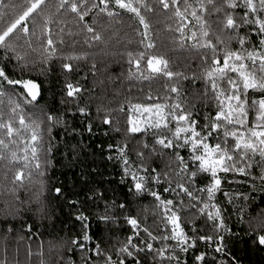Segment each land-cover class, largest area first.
Returning a JSON list of instances; mask_svg holds the SVG:
<instances>
[{"label":"snow or ice","instance_id":"1","mask_svg":"<svg viewBox=\"0 0 264 264\" xmlns=\"http://www.w3.org/2000/svg\"><path fill=\"white\" fill-rule=\"evenodd\" d=\"M114 38L123 48L116 54L126 57V78L149 85L163 80L164 91L149 89L146 102L126 98L118 108L97 104L102 123L121 134L108 145L115 153L108 159L119 162L120 183L129 181L125 199L109 200L91 188L85 201L70 200L80 233L64 243L47 241L58 259L45 258L43 242L32 250L33 224L16 220L26 203L41 221L52 215L43 178L57 150L53 129L68 125L40 104L42 84L59 64L68 98L60 103L76 101L80 115L88 116V106L78 103L85 89L68 76L90 58L84 46L107 48ZM174 56L195 62L191 76L178 70ZM91 68L95 75L94 62ZM125 103L122 130L112 113H123ZM133 113L144 118L134 119ZM0 165L5 191L14 199L25 181L34 188L29 201H19L14 210L6 205L0 264H188V255L192 264H239L225 259V241L234 233L217 194L235 203L222 187L229 174L250 177L253 190L258 179L264 189V0H0ZM54 191L63 195L60 187ZM146 195L152 202L140 207L142 221L132 207ZM100 201L102 211L83 207L91 202L98 210ZM92 214L117 230L126 224L131 234L102 247L104 241L89 232ZM149 215L155 231L147 224ZM248 228L253 242L264 247V216L250 220ZM9 241L16 244L11 258ZM67 253L78 254L79 262L65 259Z\"/></svg>","mask_w":264,"mask_h":264},{"label":"trees","instance_id":"2","mask_svg":"<svg viewBox=\"0 0 264 264\" xmlns=\"http://www.w3.org/2000/svg\"><path fill=\"white\" fill-rule=\"evenodd\" d=\"M133 23H135L133 21ZM123 35V32L121 33ZM79 47V46H78ZM89 52L90 58L87 61H81L78 71H74L68 76L71 82L79 83L83 86L81 97L78 100L80 107L88 106L89 115L81 116L76 108V101L69 99V102L61 104V99H68L64 93L65 76L59 64L54 65V71L48 80L44 81L42 87L43 99L40 104L46 105V111L52 109L56 114L61 115L62 119L67 123V130L63 127L53 129L55 140L53 143L57 145V150L51 157V165L47 167L44 176L46 190L44 196L49 210L52 213L49 219L41 221L39 216L32 211H28L29 204L23 206L22 216H17L16 220L23 219L26 223L33 224V233L31 246L33 252L37 250V245L44 243L45 258L52 260L58 259L56 251L48 252L47 241L55 240L64 243L75 238L80 233V223L75 220L77 211L71 204L70 200L85 201L86 196H90L89 189L95 188L99 192H104L106 197L111 200L117 199L118 202L125 199L124 193L127 192L128 182L120 183L122 171L117 160H109L108 156H115L114 152L108 151V145H115L121 140V134L113 131L109 125H104L102 119L96 113V106L102 100L105 105L111 108H118V102H124L125 99H131L133 103L146 102L145 93L152 90L153 94L163 93V80H158L151 85L148 82L129 81L126 78L128 64L126 57L117 55V51H123L120 44L116 43L114 38L109 46L98 45L91 49L84 46ZM161 51L165 49L161 48ZM178 65V70L186 71L189 76L191 72L196 70L195 62L186 61L185 57H172ZM96 64L95 75L91 68L92 63ZM11 69V65H9ZM43 79V78H41ZM186 87H191L185 82ZM143 89V92L141 91ZM125 111L113 112V121L119 120V127L123 130L127 127V104H124ZM134 119H143L139 113H133ZM92 124V131L87 130V125ZM107 133V135H105ZM3 167L0 165V230L7 225L3 223L5 218L6 205L9 209L14 210L19 206V201H29L33 196L34 188L32 185L17 188L16 197L14 199L11 193L5 191V180L3 176ZM258 175V170L257 173ZM227 180L233 181L229 184ZM227 180L222 187L233 193L235 197L234 204H228L222 193H218V199L221 201L224 209L226 222L232 229L234 235L226 239V259L234 258L239 264H264V247H260L253 242V239L247 233L249 232L248 222L253 218L264 216V189L260 187V181H255V190H253V180L250 177L233 176L229 174ZM8 187L12 185L9 183ZM60 187L63 195L57 197L54 189ZM162 191V190H161ZM166 195V194H165ZM247 195L248 200H244L243 196ZM152 202L150 196L136 201L132 207L133 215H140L144 220V214L140 211V207H148ZM104 201H100V208L97 210L95 206L88 202L83 205L90 213L103 210ZM35 208V204L30 205ZM243 217V220H241ZM11 220L12 217H9ZM255 222V221H253ZM123 224V221H121ZM148 226L153 228V219L151 215L147 218ZM19 229L21 225L15 224ZM90 234L94 240H103L102 247H108V240L113 242L118 239H124L126 235H130L129 226L123 224L120 230L115 225L106 226L103 222L98 221L94 214L90 215ZM39 233H43L40 236ZM29 243L27 239L20 244L19 259L23 262L25 258V247ZM9 253L11 258L12 250L16 247L14 241H9ZM70 246V245H69ZM3 252V241L0 240V256ZM192 256L188 255V263H191ZM74 259L79 262V255L67 253L65 259ZM35 260V256L33 257Z\"/></svg>","mask_w":264,"mask_h":264},{"label":"built area","instance_id":"3","mask_svg":"<svg viewBox=\"0 0 264 264\" xmlns=\"http://www.w3.org/2000/svg\"><path fill=\"white\" fill-rule=\"evenodd\" d=\"M201 249L202 250H204V248H203V245H201ZM208 252H211V249H206ZM218 257H219V254H216ZM187 260H188V262H189V259L188 258H186ZM190 259H192L191 260V263H188V264H192V262H193V257H191ZM225 259H226V257H225Z\"/></svg>","mask_w":264,"mask_h":264}]
</instances>
